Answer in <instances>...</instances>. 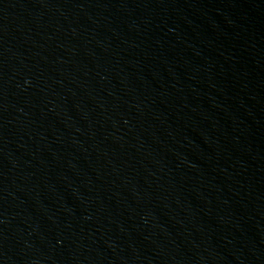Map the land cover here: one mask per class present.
Masks as SVG:
<instances>
[{"label": "water", "instance_id": "95a60500", "mask_svg": "<svg viewBox=\"0 0 264 264\" xmlns=\"http://www.w3.org/2000/svg\"><path fill=\"white\" fill-rule=\"evenodd\" d=\"M0 264H264V0H0Z\"/></svg>", "mask_w": 264, "mask_h": 264}]
</instances>
